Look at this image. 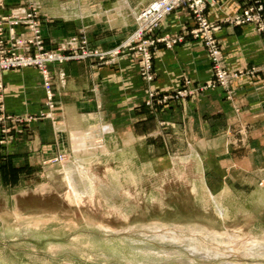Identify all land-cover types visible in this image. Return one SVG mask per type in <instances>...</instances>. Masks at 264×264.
Returning <instances> with one entry per match:
<instances>
[{
    "label": "rangeland",
    "instance_id": "rangeland-1",
    "mask_svg": "<svg viewBox=\"0 0 264 264\" xmlns=\"http://www.w3.org/2000/svg\"><path fill=\"white\" fill-rule=\"evenodd\" d=\"M6 1L0 9L7 8ZM14 11L36 15L33 20L40 26L42 40V45L30 42L31 30L24 25L16 26L13 39L28 42V48L12 49L16 55L40 59L57 53L74 58L44 59L42 66L0 70V90L4 89L1 78L4 71L35 67L43 77L46 110L53 111L56 98L51 64L94 60L99 65H117L121 59H129L137 64L145 84L140 106L145 119L143 125H115L111 135L104 134L110 131L103 128L98 131L94 127L87 147L80 148L77 154L71 152L65 139L64 146L53 155L25 163L27 167L14 169L15 172L16 162L9 161L11 144L19 142L21 136L32 137L34 123L53 120L54 116L46 110L8 114L2 103L0 264H264V254L261 255L264 252V129H258L260 125H211L206 131L203 125H177L173 114L168 113L172 108H184L188 99L216 86L223 87L227 100L235 102L230 80L264 72V64L229 72L222 59L217 27L214 35L219 52L215 58L213 50L193 33L198 25L189 10L195 26L165 34L182 36L181 41L171 46L159 43L149 49L153 79L148 80L145 51L138 42L127 44L138 29L140 11L134 17L133 32L110 49L92 46L85 30L70 37L64 45L48 48L39 1L25 0L22 6L11 10ZM234 24L256 26L264 40V15L260 23ZM18 27H23L24 32L19 33ZM189 36L202 41L212 65L213 80L194 87L185 80L176 91L159 93L152 88L156 79L155 52L160 45L173 48ZM4 38L7 46L12 47L15 41L10 32ZM95 51L111 54L104 58L76 56ZM74 155L80 160H75ZM64 168L79 172L72 175L83 190L79 197L75 195L76 187L67 182L69 176L66 179L62 173ZM52 169L53 174L48 176ZM240 230L261 241L256 254L242 256L241 262L237 256L206 258L190 246L193 242L189 241L197 237L196 242L203 246L223 247L232 244L228 234ZM174 234L183 241L170 238Z\"/></svg>",
    "mask_w": 264,
    "mask_h": 264
},
{
    "label": "crops",
    "instance_id": "crops-1",
    "mask_svg": "<svg viewBox=\"0 0 264 264\" xmlns=\"http://www.w3.org/2000/svg\"><path fill=\"white\" fill-rule=\"evenodd\" d=\"M38 1L48 48L64 45L70 37L85 30L92 46L110 49L133 32L136 13L154 0ZM250 1L208 2L206 15L217 27L222 59L231 73L264 64V40L258 28L252 24L235 25L230 21ZM6 2L7 8L0 9V13L10 15L11 10L22 6L25 0ZM194 26L192 13L181 7L164 21L157 33L176 34ZM17 31L24 32V28L18 27ZM154 62L156 79L152 88L159 93L176 91L185 80L194 87L214 78L202 41L192 36L173 48L160 45ZM49 68L56 98L53 111L46 110V92L40 70L27 67L4 71L1 75L4 89L0 90V105L3 103L6 113L26 115L46 110L54 116L53 120L34 123L32 137L24 135L19 142L11 144L8 154L11 156L9 161L16 162L13 170L53 155L64 146L65 139L71 152L77 154L78 148L85 147L91 139L94 127L98 131L101 128L110 131L104 134L111 135L115 125H143L145 116L140 106L144 101L145 84L135 61L121 59L117 65H99L94 60L68 61L53 63ZM230 88L235 92L233 103L227 100L224 88L216 86L188 99L184 108H172L168 113L173 114L177 125H203L206 131L211 125H260L258 129H264V72L231 79ZM208 136L206 132L205 137ZM2 162L0 152V174ZM53 172V169L49 171L48 176ZM62 173L66 179L68 174H79L65 171V168Z\"/></svg>",
    "mask_w": 264,
    "mask_h": 264
},
{
    "label": "built area",
    "instance_id": "built-area-1",
    "mask_svg": "<svg viewBox=\"0 0 264 264\" xmlns=\"http://www.w3.org/2000/svg\"><path fill=\"white\" fill-rule=\"evenodd\" d=\"M209 1L210 0H154L140 11L138 18V29L127 44L131 45L138 42L140 43L141 50L145 51L146 58L148 59L145 67V75L148 80L153 79V76L151 75L152 63L150 60L151 53L149 49L156 48L159 43H165L168 46H171L172 44L181 41L183 38L179 35H157V31L160 29L164 21L176 9L181 7H185L193 13L198 25L197 29L193 31V33L195 36L201 37L205 41V44L213 50L215 58H218V42L214 35L215 26L206 18V10ZM3 2L4 0H0V7L4 6ZM263 15L264 2L261 0L251 1L238 14L231 18V22L237 24H247L254 22L260 23L262 21ZM35 17L36 15L31 12L15 14V11L8 16L0 15V70L29 66L33 64L41 65V62L44 59H47V61H64L74 58L54 53L43 56L40 59H35L25 55H16V53L12 51V49L16 50L18 47H27L26 44L28 42L26 40L13 39L15 38V27L20 25H24L31 30L33 38L30 40V42L36 43L37 45H42L40 26L35 20H33ZM6 32H10L11 39L15 41L10 48L7 46V42L4 38ZM17 44L19 46H17ZM40 48L42 49L41 46ZM9 54L12 55L9 56ZM108 54L111 53L95 51L85 52L82 53V55L76 56L78 58H86L88 56H100L101 58H104ZM44 73L47 75L46 69L44 70ZM47 85L49 86V83H47Z\"/></svg>",
    "mask_w": 264,
    "mask_h": 264
},
{
    "label": "bare ground",
    "instance_id": "bare-ground-1",
    "mask_svg": "<svg viewBox=\"0 0 264 264\" xmlns=\"http://www.w3.org/2000/svg\"><path fill=\"white\" fill-rule=\"evenodd\" d=\"M82 147L83 146H81V148ZM85 147H87V146H85ZM78 149H80V148H78ZM83 149H85V148H83ZM83 149H82V151H83ZM68 176H69L68 180H69V183L71 184V186L76 187V191H75L76 197H79L81 192H83L82 187H79V185L76 183L74 176L69 175V174H68ZM78 182H80V181H78ZM232 234L233 235H230V233L228 234L229 235L228 237L230 238V240H232V244H226L223 247L219 246V248L209 246V245L203 246L202 244L196 242V241H198V240H195V238H197V237H195L194 239H191L189 242H193L192 244H190V246L192 247V249L194 251L200 252L201 255L206 257V258H211V257H224L225 258V255L237 256V257H239L238 261L241 262V261H243L241 259L242 256L248 257V256H252V255L256 254L255 250H257L258 249L257 247H259L261 244V241L258 238L253 237L251 239V237L249 236L250 234L247 236L248 233H244V230L235 231ZM167 236H168V234H167ZM170 238H173L177 241H183L181 237H179L178 235H175V234L171 235ZM225 248H226V250H225ZM263 254H264V252L261 253V255H263Z\"/></svg>",
    "mask_w": 264,
    "mask_h": 264
}]
</instances>
